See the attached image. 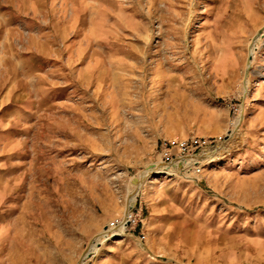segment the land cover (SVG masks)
<instances>
[{
	"label": "rangeland",
	"instance_id": "1",
	"mask_svg": "<svg viewBox=\"0 0 264 264\" xmlns=\"http://www.w3.org/2000/svg\"><path fill=\"white\" fill-rule=\"evenodd\" d=\"M262 27L264 0H0V133L13 130V138L22 139L0 136V148L19 149L23 157L33 153V161L16 171V185L26 188L21 181L27 175L51 180L65 152L66 161L95 162L69 150L63 137L73 133V113L89 106L75 99L93 96L98 112L121 111L112 109V98L104 102L105 88L91 87L89 74L107 60L127 66L131 86L118 89L115 99L160 119L165 136L204 143L203 154L231 146L210 162L190 160L169 167L171 175L144 177L141 185L163 176L155 187L146 184V199H140L147 214L153 211L144 231V263L264 264V35L254 41L245 76ZM239 111L238 135L226 141ZM116 115L108 123L116 149L111 162L128 165ZM159 151L152 164L160 163ZM33 186L41 192V185ZM133 186L129 201L141 207ZM167 198L176 207L165 206ZM57 202L50 197L49 206ZM155 211H166L165 217ZM117 238L103 242L89 264H115L107 255H137L128 235L130 247L125 241L110 246Z\"/></svg>",
	"mask_w": 264,
	"mask_h": 264
},
{
	"label": "crops",
	"instance_id": "2",
	"mask_svg": "<svg viewBox=\"0 0 264 264\" xmlns=\"http://www.w3.org/2000/svg\"><path fill=\"white\" fill-rule=\"evenodd\" d=\"M92 66H97V69L96 67L95 70L90 69L89 81L95 83L91 84V87L105 88L104 102L108 104L109 98H112V109L117 105L121 111L98 112L99 102L95 97L86 98V101L79 97L75 99V103L84 102L89 106L84 107L83 112L79 110L73 113V133H64L63 137L70 146L69 150L72 149L75 154L78 151L86 152L95 159V162L88 163L83 158L78 162L66 161L65 152L61 163L63 166L51 180L50 176L34 178L27 175L24 181H21L25 183L26 188H19L16 185L15 173L23 166L22 164L33 161V153L25 151L26 156L23 157L19 149L6 152L0 148V264H77L88 241L107 225H111L109 221L114 217L125 213L127 195L134 188L132 180L138 177L146 165L155 162L160 141L164 138L183 139L173 136L174 133L165 136L159 123L160 119H156L151 113L144 114L137 110L135 112L131 104L127 105L125 98H121V101L115 99V96H119L118 89L121 88L124 93L131 86L129 67L120 66L118 69L108 63V60L100 65L103 67L102 70H98V65ZM79 72L81 71L77 73ZM78 77L81 81L80 73ZM13 101L11 97L9 103ZM115 114L119 120L117 125L122 130V154L128 157V165L119 162L115 157L116 161L111 162L112 151L116 149L113 147L114 138L108 129V123L115 118L113 117ZM12 133L13 130L5 131L1 132L0 136L10 139H5L6 141L22 140L21 137L14 139ZM15 133L18 135L17 130ZM98 158L99 161L96 160ZM45 167H49V163ZM132 171L136 173L131 174ZM162 177L161 175L148 177L137 192L136 198L143 213V225L137 227L134 235L119 233L118 230L98 241L89 258L84 261L86 264L95 256L97 249L102 247V243L112 237L120 238L111 240L110 246H117L125 241L124 244L130 247L126 235L137 248H133L137 257L123 255L116 258L107 255L105 260L111 258L115 264H145L143 247L145 240H141L140 235L146 228H150L153 211L150 215L147 214L146 206L142 205L140 199H146L143 196L146 184L155 187ZM34 184L41 185V192H37L38 188L35 191ZM111 184L115 185L114 189L109 186ZM50 197L53 200L57 198L56 207L49 206ZM163 204L170 206L168 198ZM152 207L156 209V206ZM174 207L176 205L170 206ZM164 212L166 211L156 214ZM162 216L165 217L163 214ZM162 216L156 217L155 222L161 221Z\"/></svg>",
	"mask_w": 264,
	"mask_h": 264
},
{
	"label": "built area",
	"instance_id": "3",
	"mask_svg": "<svg viewBox=\"0 0 264 264\" xmlns=\"http://www.w3.org/2000/svg\"><path fill=\"white\" fill-rule=\"evenodd\" d=\"M204 143H200L193 139H178V138H169L163 139L159 144V159L160 163L172 164L178 163L184 157H193L197 154H201L205 148ZM122 219L125 220V225L119 228L120 232L129 233L134 235L137 227L143 225V213L141 207L132 206L128 210L126 215L121 214L113 218L109 223L116 227L120 225ZM141 240H146V234L142 233L140 235Z\"/></svg>",
	"mask_w": 264,
	"mask_h": 264
},
{
	"label": "bare ground",
	"instance_id": "4",
	"mask_svg": "<svg viewBox=\"0 0 264 264\" xmlns=\"http://www.w3.org/2000/svg\"><path fill=\"white\" fill-rule=\"evenodd\" d=\"M263 35H264V27H262V28L260 29V31L257 33L256 37L259 38V37H261V36H263ZM254 41H255V40H252V43H251V46H250V52H249V53H253V52H252V49H253V47H254ZM250 65H251V62H250V64H247V71H246L247 74H248V68L250 67ZM262 74H263V73H262ZM263 76H264V75H263ZM263 76H262V77H263ZM244 82H245V84H246V81H244ZM245 88H246V86L244 85V89H245ZM241 120H242V114H240V111H239V114L237 115L236 119L233 121L234 125H237V126H236L234 129H232L231 133L225 135V137H226V141H227L228 138L232 137L233 135H235V137L238 135L237 130H238V127H239V125H240V123H241ZM232 126H233V124H232ZM235 132H236V134H235ZM230 147H231V146L228 144V142H226V143H224V145H223L222 147H220V148L215 147L214 149H212V151H210V152H208V153H205V154L201 153V155L203 154L204 157L207 156V157H211V159H213V158H216V156H217L218 154L220 155V154H222L224 151L228 150ZM217 149H220V150H217ZM205 151H206V150H205ZM205 151H203V152H205ZM190 160L193 161V164H198V163H201V162H202V161H198L195 157H191L189 160H185V161H183V164H185V162L190 161ZM150 165H151V166H150ZM150 165H146V166H145V168H144L145 172H143L144 174H143L139 179H133V180H132V183H133L134 180H137V183H133V185H136V186H135V187H136L135 191L138 190V189L140 188L141 183H142L144 177H145V176L147 175V173L149 172L148 169H150V168H151V169H154V168H155L154 166H152L153 164H150ZM160 165H161V164H160ZM175 165H177V163H174L173 166H175ZM177 166H178V165H177ZM170 167H171V166H170ZM178 167H179V166H178ZM156 168H160V169H162L163 171H169V172H167V173H170V175L172 174V172H174L173 170L169 169V167H167V166H162V165H161V166H158V167H156ZM179 168H182V167H179ZM132 197H135V192H133V193H131V194L128 195V203H127V207H126V210H125L124 215H126V214L128 213L129 207L132 206V205L135 203V201H136V200H134V198H133L132 201H129ZM120 222H121V224H120V225H117L116 227H114V226H112V225H107V226L105 227L104 231L101 232V233H99V234L96 236L97 239H95V240L93 239V240L91 241L89 247L84 251V253H83L82 256L80 257V259H79V261H78L77 264H83L84 261H85L87 258H89V256L91 255V253H92L93 250H94V249H92V247L97 246V245H98V241L102 240L103 238H107L108 236H110L111 233H113V232H115V231H118L120 227H123V224L125 225V220H124V219H122V221H120ZM93 241H94V242H93Z\"/></svg>",
	"mask_w": 264,
	"mask_h": 264
},
{
	"label": "water",
	"instance_id": "5",
	"mask_svg": "<svg viewBox=\"0 0 264 264\" xmlns=\"http://www.w3.org/2000/svg\"><path fill=\"white\" fill-rule=\"evenodd\" d=\"M257 39V37L255 36L254 38H253V40H256ZM252 54L253 53H249V56H248V60H247V64H250V62H251V60H252V58H253V56H252ZM245 76L247 77V72L245 73ZM193 157H195L198 161H204V160H211V157H204L203 156V154L201 155V154H197V155H195V156H193ZM191 157H184L182 160H180L178 163H177V165L179 166V167H183V161H185V160H189ZM167 166V167H170V166H173L174 165V163H172V164H164V163H159V164H153L152 166H154L155 168L154 169H148V173H147V176L149 175V174H152V173H154V172H156V171H161V172H163V170L162 169H160V168H156V167H158V166ZM151 166V165H150ZM133 183H137V180H134L133 181ZM134 205H136V203H134L132 206H134ZM132 206H130L129 207V209H131V207Z\"/></svg>",
	"mask_w": 264,
	"mask_h": 264
}]
</instances>
